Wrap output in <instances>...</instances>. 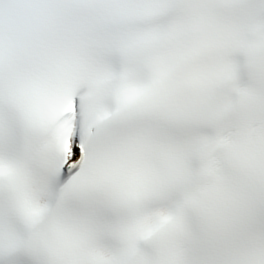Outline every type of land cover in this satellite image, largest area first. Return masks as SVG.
Returning <instances> with one entry per match:
<instances>
[{
  "label": "snow or ice",
  "instance_id": "1",
  "mask_svg": "<svg viewBox=\"0 0 264 264\" xmlns=\"http://www.w3.org/2000/svg\"><path fill=\"white\" fill-rule=\"evenodd\" d=\"M0 264H264V0H0Z\"/></svg>",
  "mask_w": 264,
  "mask_h": 264
}]
</instances>
